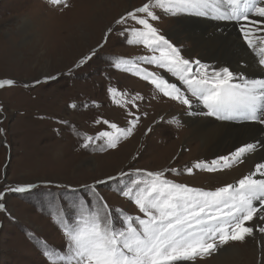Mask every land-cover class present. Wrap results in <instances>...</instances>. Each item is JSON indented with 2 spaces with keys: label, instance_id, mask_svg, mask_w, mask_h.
I'll use <instances>...</instances> for the list:
<instances>
[{
  "label": "rangeland",
  "instance_id": "1",
  "mask_svg": "<svg viewBox=\"0 0 264 264\" xmlns=\"http://www.w3.org/2000/svg\"><path fill=\"white\" fill-rule=\"evenodd\" d=\"M147 2L69 0L70 7L61 9L50 5L48 0H0V81L15 82L11 87L0 88L3 108L0 128L4 130L0 133V194L4 196L0 203L6 208L0 211V264H50L46 251L64 254L67 240L57 220L74 219L77 203L96 205L92 186L114 215L120 210L126 215L143 217L134 203L119 194L117 182L109 180L122 172H164L165 178L174 183L215 191L236 184L252 171L248 162L215 172L195 168L197 162L211 165L233 151L205 156L204 148L189 133L190 121L201 115L193 107L189 110L163 96L141 75L123 70L136 61L138 69L176 83L192 105L198 104L201 111H207L177 78L141 62L142 57L159 56L158 52L152 53L143 45H129L120 34L123 26L117 25L116 20ZM154 11L160 18L151 23L159 34L179 46L185 58L199 59L202 54L196 51L191 53L193 56L184 53L192 45L187 33L177 25L187 21V15ZM191 18L202 21L197 16ZM128 26L140 27L131 21ZM110 28L114 31L108 34L105 43ZM243 46L255 57L258 67L257 57ZM93 50L95 55L77 68ZM116 59L127 63L117 69L112 63ZM202 63L210 69L216 66ZM262 69L259 79L253 80H264ZM46 76L57 79L45 82ZM247 76L250 77V72ZM110 87L117 89L118 103L113 102ZM133 100L135 106L125 103ZM129 112L135 113L138 122L132 134L121 139L115 148L100 150L97 147L102 146L100 141H94L88 148L82 146L85 137L111 131L103 121L115 123L118 128L129 127L133 119ZM259 126L263 127L264 136V124ZM246 141L237 145L240 147ZM189 168L191 175L187 172ZM134 178L126 175L123 182ZM29 185L31 189L24 193L8 190ZM235 250L242 255L252 254L251 264H264V234L254 231L253 237H246L244 242H230L212 256L198 258L196 264H218L219 256L225 259ZM236 264H243V260Z\"/></svg>",
  "mask_w": 264,
  "mask_h": 264
},
{
  "label": "snow or ice",
  "instance_id": "2",
  "mask_svg": "<svg viewBox=\"0 0 264 264\" xmlns=\"http://www.w3.org/2000/svg\"><path fill=\"white\" fill-rule=\"evenodd\" d=\"M48 3L61 9L70 7L69 0H48ZM154 9L171 16L209 17L237 24L241 43L264 68V34H261L264 33V0H149L116 20L117 25L123 26L120 34L125 36L129 45H143L150 52L159 53V56L142 57L141 62L164 69L177 78L191 97L207 109L204 115L218 120L264 124V80H249L227 66L210 69L199 59L185 58L180 47L160 35L151 23L160 18ZM130 21L140 27H129ZM113 31L108 29L105 43ZM93 55L95 50L76 67L82 66ZM112 63L120 69L121 64L127 62L116 59ZM123 70L141 75L163 96L192 109L189 96L164 76L138 69L136 61ZM55 79L57 77L46 76L45 82ZM14 83L11 79L0 81V88L11 87ZM108 92L113 102L118 103L117 89L110 87ZM125 103L135 106L134 100ZM128 114L133 117L129 127L118 128L115 123L103 121L111 131L85 137L82 146L88 148L94 145V141H100L102 146H97L100 150L115 148L121 139L132 134L138 122L135 113ZM3 131L0 128V133ZM257 148L256 143H244L229 156L215 160L211 165L197 162L195 168L209 172L230 169L246 162ZM187 172L191 175L192 169ZM126 175L135 178L123 182ZM109 180L117 182L119 194L134 203L143 217L126 215L120 210L114 215L96 187L92 186L90 190L97 197L96 205L77 203L74 205L77 210L74 219L69 221L62 217L57 220L67 245L64 254L45 252L50 264H196L198 258L210 257L230 242H244L246 237H253L254 231L264 234V162L256 163L254 170L236 184L215 191L174 183L165 178L164 172H122ZM31 187L15 186L8 190L24 193ZM3 199L0 194V201ZM0 211H6L3 203H0Z\"/></svg>",
  "mask_w": 264,
  "mask_h": 264
},
{
  "label": "bare ground",
  "instance_id": "3",
  "mask_svg": "<svg viewBox=\"0 0 264 264\" xmlns=\"http://www.w3.org/2000/svg\"><path fill=\"white\" fill-rule=\"evenodd\" d=\"M99 16L98 14L95 19ZM191 17L192 15H187L186 18L188 20L177 25L179 29L187 33L189 44L192 45L189 50L184 52L186 56H190L192 55L191 53L196 51L202 54L199 57L201 62L214 63L216 65L214 66L215 68L227 66L234 73L242 74L249 80H253L263 74L262 67L259 65L260 68H258L259 66L257 67L256 65L255 57L253 58L246 51L243 44L240 43L238 38L240 32L237 24L216 21L209 17H199L200 19L202 18L201 23H199L197 21L200 20ZM249 72L250 77L247 76ZM166 76L168 77V75ZM192 107L198 116L201 115V118L196 117L194 118L195 120L190 121L191 128L189 133L191 136L196 137L200 147L204 148L205 156L216 155L219 152L228 154L239 147L237 144L247 139L245 143L253 140L252 143H257L260 146V150L258 149L259 151L257 150L255 154L246 160L251 169L254 170L256 163L264 162V136L261 130L263 127H260L259 123L241 124L242 122L238 123V120H227L228 122H224L216 117L213 119L204 115L205 112L201 111L198 104L193 103ZM250 245L252 247V242ZM251 255H242L235 250L233 253L229 252L225 259L219 256L217 263L236 264L237 261L243 260V264H251Z\"/></svg>",
  "mask_w": 264,
  "mask_h": 264
}]
</instances>
